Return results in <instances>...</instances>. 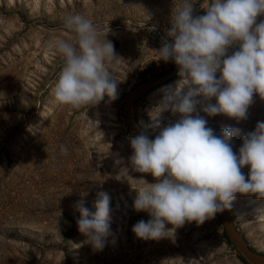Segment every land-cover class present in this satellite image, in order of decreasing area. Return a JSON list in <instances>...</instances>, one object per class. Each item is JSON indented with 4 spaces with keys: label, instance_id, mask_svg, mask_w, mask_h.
<instances>
[{
    "label": "rangeland",
    "instance_id": "1",
    "mask_svg": "<svg viewBox=\"0 0 264 264\" xmlns=\"http://www.w3.org/2000/svg\"><path fill=\"white\" fill-rule=\"evenodd\" d=\"M210 0H196L194 15ZM181 0H0V264H244L233 244L225 241L214 218L198 225L186 222L173 238L142 240L132 231L152 217L133 207V187L155 183L150 173L130 162L132 133L120 116L122 94L175 65L158 59L171 41V15ZM90 19L114 45L120 57L115 68L118 98L107 96L97 106L79 110L60 105L53 95L63 59L49 47L52 38L69 39L67 17ZM264 15L257 18V23ZM239 49L230 48L228 55ZM111 71V69H110ZM217 78L220 73L217 72ZM177 75L133 101L138 121L166 125L178 113H150L163 99L162 89L175 87ZM186 91V89H185ZM198 99L202 97H197ZM215 98L207 103H215ZM207 127L219 136L225 127L241 129L232 140L238 153L242 136L264 122V99L254 94L246 120L223 114L208 116ZM68 149L62 154L60 146ZM241 171L248 178L249 166ZM110 196L111 229L103 251L94 252L78 231L83 206L95 213L97 193ZM235 226L255 249L264 251V198L237 194L227 209ZM166 224V228H172ZM113 239L115 240L112 243ZM240 255V254H239Z\"/></svg>",
    "mask_w": 264,
    "mask_h": 264
},
{
    "label": "clouds",
    "instance_id": "2",
    "mask_svg": "<svg viewBox=\"0 0 264 264\" xmlns=\"http://www.w3.org/2000/svg\"><path fill=\"white\" fill-rule=\"evenodd\" d=\"M195 3L181 0L167 31L172 42L165 40L157 51L158 59L175 62L182 79L175 87L162 89L163 99L150 117L156 121L170 110L180 114L179 119L156 123L159 132L154 139L142 130L130 140L132 168L157 178L155 183L133 187L137 191L134 209L152 217L132 228L142 240L173 238L186 222L201 225L230 209L238 193L264 198V122H257L254 131L241 137L236 153L231 142L241 129L225 127L217 136L197 111L199 105L208 116L223 114L239 122L247 119L254 94L264 99V20L257 23L264 15V0H210L204 15L193 14ZM64 28L74 35L49 41L63 59L53 90L56 102L79 110L99 105L105 96L109 102L116 100L115 68L120 57L106 39L108 31L80 14L67 17ZM237 44L239 49L228 55ZM212 98L214 104H205ZM60 151L68 153L64 145ZM246 165L247 179L241 171ZM76 207L81 213L78 231L94 252L103 251L114 236L110 196L97 193L95 213L82 200Z\"/></svg>",
    "mask_w": 264,
    "mask_h": 264
},
{
    "label": "water",
    "instance_id": "3",
    "mask_svg": "<svg viewBox=\"0 0 264 264\" xmlns=\"http://www.w3.org/2000/svg\"><path fill=\"white\" fill-rule=\"evenodd\" d=\"M206 14V11L200 15ZM179 73V67L175 64L169 70L151 78L140 82L133 87L126 90L121 97V107L120 116L125 124L129 127L133 135L139 134L142 130L148 136V138L154 139L155 137L151 135L139 121L134 117L131 107L134 100L157 87L158 85L167 82L168 80L174 78ZM222 228L230 241L231 244L235 246L239 254L244 258L248 264H264V251L254 249L247 243L244 236L235 226L229 212L225 209L222 212L216 214Z\"/></svg>",
    "mask_w": 264,
    "mask_h": 264
},
{
    "label": "trees",
    "instance_id": "4",
    "mask_svg": "<svg viewBox=\"0 0 264 264\" xmlns=\"http://www.w3.org/2000/svg\"><path fill=\"white\" fill-rule=\"evenodd\" d=\"M146 94V93H145ZM144 95V94H143ZM134 117L137 119V116L134 114ZM138 120V119H137ZM139 123L142 125V127H144L151 135H153L154 137L157 135V133L154 131V129L152 128V126L150 125V123L148 121H144L143 123L139 121ZM131 137H134L133 133H130ZM222 235L225 239V241L227 243L230 244V241L228 240L223 228L221 229ZM252 247V246H251ZM253 248V247H252ZM255 249V248H254ZM239 259L244 263V264H248L244 258L238 254Z\"/></svg>",
    "mask_w": 264,
    "mask_h": 264
}]
</instances>
